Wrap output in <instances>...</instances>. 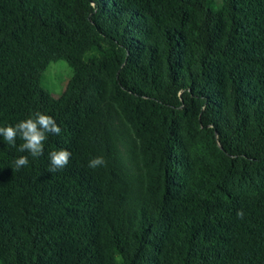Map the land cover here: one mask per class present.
<instances>
[{
  "label": "trees",
  "instance_id": "obj_1",
  "mask_svg": "<svg viewBox=\"0 0 264 264\" xmlns=\"http://www.w3.org/2000/svg\"><path fill=\"white\" fill-rule=\"evenodd\" d=\"M37 111L43 155L0 137V264H264V0H0V126Z\"/></svg>",
  "mask_w": 264,
  "mask_h": 264
},
{
  "label": "clouds",
  "instance_id": "obj_2",
  "mask_svg": "<svg viewBox=\"0 0 264 264\" xmlns=\"http://www.w3.org/2000/svg\"><path fill=\"white\" fill-rule=\"evenodd\" d=\"M61 128L57 125L52 116L35 112L33 116L22 120L13 125L0 126V137H3L8 144L15 146L17 137L23 143L19 146L18 151L28 152L33 157H39L44 154V142L48 134L58 135ZM50 160V172H56L63 169L69 163L71 153L68 150L60 149L51 151L48 154ZM29 163L27 156H20L15 160V168L18 170L21 167L27 166ZM105 160L103 157H95L89 161L90 168L103 166ZM237 216L243 219V211H238Z\"/></svg>",
  "mask_w": 264,
  "mask_h": 264
},
{
  "label": "rangeland",
  "instance_id": "obj_3",
  "mask_svg": "<svg viewBox=\"0 0 264 264\" xmlns=\"http://www.w3.org/2000/svg\"><path fill=\"white\" fill-rule=\"evenodd\" d=\"M71 76L72 69L68 63L63 59H58L46 67L41 74L40 83L54 98H58L65 90Z\"/></svg>",
  "mask_w": 264,
  "mask_h": 264
}]
</instances>
